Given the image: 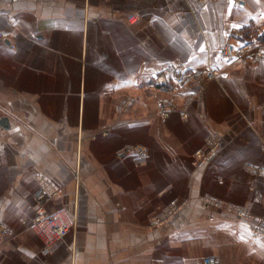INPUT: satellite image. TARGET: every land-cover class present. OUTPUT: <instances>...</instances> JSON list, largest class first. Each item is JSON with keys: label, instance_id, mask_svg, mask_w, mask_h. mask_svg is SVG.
<instances>
[{"label": "crops", "instance_id": "1", "mask_svg": "<svg viewBox=\"0 0 264 264\" xmlns=\"http://www.w3.org/2000/svg\"><path fill=\"white\" fill-rule=\"evenodd\" d=\"M242 1L0 0V264H264V58L220 55L264 52V0ZM173 62L229 78L162 120L132 76ZM41 209L76 225L46 246Z\"/></svg>", "mask_w": 264, "mask_h": 264}, {"label": "rangeland", "instance_id": "2", "mask_svg": "<svg viewBox=\"0 0 264 264\" xmlns=\"http://www.w3.org/2000/svg\"><path fill=\"white\" fill-rule=\"evenodd\" d=\"M122 1L126 3V0H122ZM200 1L203 2L205 0H200ZM240 1H242V0H240ZM240 1H239V3L243 4V1H242V3ZM136 12L135 13L131 12V18L133 21H136V23H137L140 21V17ZM130 21H131V19H129V18L126 19V23L129 24V27H130V23H129ZM238 49L243 50V51H250L251 50V49H249L248 45L244 46V44L238 46ZM255 50H258L259 52L264 54L263 50H260V49H255ZM220 55H221V53H220ZM244 56H248V52ZM221 58H222V56H221ZM263 58L262 59L260 58L257 61L263 60ZM222 59L226 60L225 58H222ZM226 61L231 62L233 60H226ZM211 71L214 72L213 70H211ZM224 72L228 74V72H226V71H223V72L220 71L217 73H224ZM182 73H184V74H182ZM194 73H195V71H188L187 69H185V67H182L181 64H179V63L176 64L174 62L171 64H164L161 68L159 67L155 71L148 70V66H147V64H145V66H143L141 68V72L133 74L132 79H135L137 82L140 83V85L142 87V93L146 94L145 97L147 98V100H150L148 104H151L153 106V109H154L156 115L160 119L165 120V116H164L165 112H167V114L168 113L172 114V111H174V109L172 108V105H174L173 100L177 101V99H178L177 94L179 93V91H181L183 89H187L188 87L193 86L194 84H202L204 81L211 80V79H208L207 77H204L202 79L201 78H194V79L189 78V80L185 83L184 80L181 78V75L190 76ZM204 73H206V72H204ZM163 77L165 78V81L163 83H161L160 81L163 79ZM228 78H229V74L225 77H221L220 75H218V77L215 79L224 80V79H228ZM130 93H131V95H128L129 97L125 98V101H122V103L119 106H120V109L125 108L127 110V111L125 110L126 114H129V116L134 119L135 117H137V114L133 115V114H130V112L133 111L134 103L136 101L134 99V96H137L138 93H137V91H134L133 93L130 92ZM181 114L184 118L187 117V114L184 111H182ZM112 120H115V118H112ZM124 121H125V119H124ZM220 136L221 135L219 133H212L206 139L205 142H207L206 145H207V150L210 151L209 154H211L212 151H214L215 148H217V146H219L221 144L223 145V143H221V142L217 143L215 140V139H220ZM217 144H219V145H217ZM205 150L206 149H204V151ZM125 152L133 153V154L136 153L140 157H146L147 155H145V154H148L147 149L142 145H135L132 147H128L125 149ZM197 153H200V155H198ZM204 154H205V152H201L198 150L196 152V157H198V159L200 161L205 162L206 160L210 159V157H204ZM43 199H44L43 194L38 195V198H37L38 202H41ZM207 202L211 206L216 204L214 201L213 202L207 201ZM40 208H42V207H40ZM177 208L178 207L176 205H171L169 208H167V213L165 215L161 216L162 214H160L158 216L153 217L152 222H154L155 220H160L161 224L159 226L164 225L165 223L168 222V220L172 216V214L177 211ZM59 213H61V212L56 211L54 213H48V212H45L44 209H41V211L39 212V214L37 216L46 217L47 215H50V214L52 215V214H59ZM239 214H241V216ZM237 215H238V217L243 218L244 211L238 210ZM36 217H35V219H36ZM35 219H34V223H35ZM34 227H35V224H34ZM34 230H35V228H34ZM35 232H36V230H35ZM255 232H256L255 234L261 233L258 230ZM50 245L51 244H47L46 246H50ZM207 259H209V258H206L205 260H207ZM205 260H204V263H205Z\"/></svg>", "mask_w": 264, "mask_h": 264}, {"label": "built area", "instance_id": "3", "mask_svg": "<svg viewBox=\"0 0 264 264\" xmlns=\"http://www.w3.org/2000/svg\"><path fill=\"white\" fill-rule=\"evenodd\" d=\"M240 1V0H239ZM242 3V1H240ZM0 43H10L9 34L3 31H0ZM221 56L222 58H225L226 60H234L241 56H244L245 54H252L253 61H257L260 58L262 59L264 57V54H262L259 51H254L253 53H249V51H243L240 49L235 48V46L231 44H227L223 46L221 49ZM184 74V73H182ZM220 75L221 77H225L228 74L227 73H214L212 71L209 72H199L195 71L194 74L190 76L181 75V78L186 83L189 78H204L207 77L208 79H215ZM164 78V77H163ZM165 81V78H164ZM161 82V81H160ZM208 206V205H207ZM241 216V214H239ZM162 220V219H161ZM73 224V222H69L62 213L59 214H50L46 217L37 216L35 219V230L37 234L43 238L44 242L47 244H53L55 242H58L62 240L68 233L70 225ZM155 226H159L160 220H155L153 222ZM206 264H220L218 260L215 258H209L205 260Z\"/></svg>", "mask_w": 264, "mask_h": 264}, {"label": "bare ground", "instance_id": "4", "mask_svg": "<svg viewBox=\"0 0 264 264\" xmlns=\"http://www.w3.org/2000/svg\"><path fill=\"white\" fill-rule=\"evenodd\" d=\"M131 21H132V18H131ZM132 23H135V22H132ZM235 48H236V47H235ZM163 82H164V78L161 80V83H163ZM165 115H168L167 112H165ZM144 154H145V153H144ZM145 155H146V154H145ZM199 155H200V153H199ZM61 213H62V212H61ZM62 214H63V213H62ZM65 218H66V217H65ZM66 219H67V218H66ZM67 220H68L69 222H71V223L73 222V221H71V220H69V219H67ZM75 225H76V222H73V224L70 225V228H69L68 233L71 231V229H73V228L75 227ZM68 233H67V234H68ZM60 241H61V240H60ZM58 242H59V241H58ZM55 243H57V242H55ZM55 243H53V244H55ZM53 244H52V245H53Z\"/></svg>", "mask_w": 264, "mask_h": 264}]
</instances>
